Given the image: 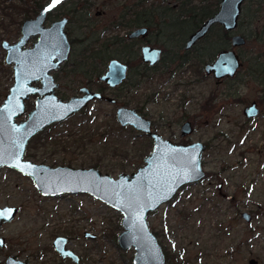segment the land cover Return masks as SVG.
<instances>
[{
	"label": "rangeland",
	"instance_id": "374dc122",
	"mask_svg": "<svg viewBox=\"0 0 264 264\" xmlns=\"http://www.w3.org/2000/svg\"><path fill=\"white\" fill-rule=\"evenodd\" d=\"M37 1L0 0V40L17 41L24 13L26 9L32 13ZM49 1L40 0L43 4ZM89 1L92 7L88 10L80 9L86 0H65L51 16L58 18L68 9L73 18L67 27L69 36L80 39L71 50L76 54L85 37L105 41L126 36L131 28L113 24L125 5L139 0ZM144 1L175 6L173 0ZM71 2L78 6V12L71 11ZM207 2L215 5L217 1ZM258 7V15L251 17ZM243 11L236 33L243 34L247 44L236 50L244 65L233 82L217 84L205 75L203 65L213 50L206 52L198 43L189 52L190 59L184 61L181 55L185 48L173 51V41L154 30L149 43L165 49V60L150 80L130 88L135 81L132 76L128 86L117 93L107 89L117 104L91 101L84 112L32 138L25 159L50 166H94L114 178L136 171L152 150V139L131 132V128L119 131L115 110L123 105L140 108L154 122L155 132L165 139L177 144L202 141L207 145L202 157L205 178L181 187L169 203L149 214V228L157 234L166 255H179L186 264H250L251 259L264 264V92L246 75L252 65L249 63L264 55V0H247ZM34 40L27 46L31 47ZM136 43L140 46L141 40ZM73 53L67 63L52 72L59 84L56 93L64 100L79 94V86L86 83L84 75L69 72ZM3 57L0 47V105L13 82L11 65L5 64ZM168 59L172 61L166 63ZM138 62L137 58L132 60L133 72ZM106 67L101 65L99 70L105 71ZM36 96L27 100L23 119L34 107ZM254 100L261 112L248 119L243 111ZM188 120L193 123V132L183 137L180 127ZM4 206H16L18 212L12 222L0 227V237L5 240L0 248V264L8 256L28 264H74L71 259L63 260L51 245L57 236L68 238V248L80 256L78 264H133L134 248L123 250L116 242L122 230V213L87 193L43 196L31 178L1 167L0 207ZM245 212L251 214L250 221L243 217ZM87 232L95 238L85 237Z\"/></svg>",
	"mask_w": 264,
	"mask_h": 264
},
{
	"label": "water",
	"instance_id": "95a60500",
	"mask_svg": "<svg viewBox=\"0 0 264 264\" xmlns=\"http://www.w3.org/2000/svg\"><path fill=\"white\" fill-rule=\"evenodd\" d=\"M64 0H51L44 4L33 17L21 23L17 41L9 43L3 39L0 47L4 50V63L11 65L12 85L0 105V168L8 167L32 179L37 191L43 196H63L64 194L87 193L122 213V230L118 234L117 244L123 250L134 248L133 264H167L166 253L157 234L149 228V214L169 203L181 187L197 183L206 176L202 157L206 144L202 141L189 144L174 143L152 130V122L134 108L127 106L116 110V121L122 127H131L134 131L146 133L152 139L153 148L144 158V165L131 173H120L112 177L102 173L99 168H76L68 165L50 166L46 163H34L25 159L28 143L49 125L59 123L77 114L87 107L93 99H103L100 92L81 88L83 95L71 96L64 100L57 93L59 84L53 71H57L71 53V43L65 30L67 19L55 20L46 25V17ZM246 0H220L215 14L207 17L190 34L185 46L191 48L196 41L205 36L209 29L219 23L227 32H234L242 15ZM147 27L136 28L129 38L146 34ZM35 40L31 47L27 43ZM232 47L243 46L246 38L240 34L231 37ZM142 58L150 66L161 60L162 50L149 45L142 46ZM240 54L227 48L217 54L212 63L205 65V73L223 79L234 77L241 67ZM127 75V66L118 59H110L106 72L100 80L109 87L122 84ZM39 83L40 85H35ZM32 95L34 107L26 112V102ZM108 102L114 101L107 98ZM259 112L256 103L246 106L243 113L252 118ZM190 121L181 126L183 137L191 134ZM18 212L16 206L0 207V227L14 220ZM250 221L251 214L242 213ZM85 237L95 238L87 232ZM68 238L57 236L52 242L59 255L80 263V256L67 247ZM5 240L0 237V248ZM4 264H28L24 260L8 256ZM250 264H256L254 259Z\"/></svg>",
	"mask_w": 264,
	"mask_h": 264
},
{
	"label": "trees",
	"instance_id": "16d2710c",
	"mask_svg": "<svg viewBox=\"0 0 264 264\" xmlns=\"http://www.w3.org/2000/svg\"><path fill=\"white\" fill-rule=\"evenodd\" d=\"M216 1L215 5H212L211 3H208L207 0H173L175 6H161L154 3L147 4L144 0H140L131 3L127 6L124 13L119 15L118 26L120 25L130 29L135 26L145 25L150 28L151 32L157 30L159 34H164V36H167L171 41L173 39L172 36L175 35L177 39L176 46H179V48L182 49L189 34L193 32L194 29L198 28L207 17L213 15L218 9L220 1ZM70 4H74L73 10L71 11L76 13L78 6L75 2H71ZM42 7L43 3H41L40 0L35 2L32 13L30 10L26 9L24 18L35 16ZM173 9L179 10L176 14H173L171 13ZM259 11V7L256 8L251 14V17L254 18ZM243 13L244 11L242 12L241 17L243 16ZM209 34L210 35L207 37L206 41H200V43L203 44L202 47L204 48V51H206L208 47L214 50L218 43L225 42V40L226 42L228 41L229 33L224 32L220 25H216ZM83 40L84 43L81 51L78 54L73 53L72 60L74 62L72 69L69 72L74 73V75L82 74L86 77V80L100 76V74L104 72L101 69L99 70L100 66L106 65L110 57L118 56L120 58H125L130 52V44L126 42L125 38H118L115 36L105 41H101L100 37L93 39L88 36ZM158 40L160 39L158 38ZM132 52L133 55L136 54L135 50ZM78 57L80 58L77 60ZM249 64L252 65L250 70L247 71V75L254 82L264 87V58L262 59L260 56H256V58ZM127 129L129 128H120L119 131L124 132V130ZM129 130L132 132L131 129ZM29 155L30 154H26V156ZM167 261L168 264H186V260H182L181 256H174L170 253L167 254Z\"/></svg>",
	"mask_w": 264,
	"mask_h": 264
},
{
	"label": "flooded vegetation",
	"instance_id": "af4514ba",
	"mask_svg": "<svg viewBox=\"0 0 264 264\" xmlns=\"http://www.w3.org/2000/svg\"><path fill=\"white\" fill-rule=\"evenodd\" d=\"M65 1V0H64ZM140 1V0H139ZM220 1V0H219ZM247 1V0H246ZM245 1V2H246ZM63 2V1H62ZM61 2V3H62ZM135 2H137V1H135ZM48 3V2H47ZM61 3H59L55 8H54V10H56L57 9V7L58 6H61ZM86 3V4H85ZM84 4V6L83 7H80V9H90L91 7H92V4L90 3V1L89 0H86V2H85ZM153 3V2H152ZM46 4V3H45ZM155 4V3H154ZM245 4V3H244ZM44 5V4H43ZM130 5V4H129ZM129 5H125V8H124V11H125V9L127 8V6H129ZM219 7V6H218ZM78 10H79V8H77V11L76 12H78ZM68 11V9L66 10V11H64L63 10V12H65V13H63V15H61L60 17H58V18H55V19H52L51 18V16H52V13L54 12H51V13H49L48 15H47V17H46V25H49V24H51L52 22H54L55 20H59V19H62V18H66L68 21H67V24H66V27H65V30L67 31V36H68V40H70V43H71V50H72V47H73V44H75L76 43V41L77 40H80V39H78L77 38V40H75V39H71V37L69 36V32H68V30H67V27H68V25H69V23L73 20V18H72V16L67 12ZM124 11H122L121 13L123 14L124 13ZM242 11H243V7H242ZM259 13V12H258ZM258 13L256 14V16L258 15ZM97 14H100V12H97ZM122 14H120V15H122ZM215 14V13H214ZM34 17V16H33ZM33 17H31V18H33ZM119 17V16H118ZM241 17V16H240ZM255 18V17H254ZM27 19V17L26 18H24L22 21H21V23L24 21V20H26ZM240 19V18H239ZM113 21V20H112ZM118 22H119V19L118 20H116V22H115V26H117V27H119L118 26ZM238 22H239V20H238ZM21 23H20V26H21ZM114 25V24H113ZM216 25H220L219 23H216ZM216 25H214V26H212L210 29H209V31L208 32H206L205 33V36L203 37V38H201L200 40H198V41H196L195 42V44L191 47V48H187L186 46H185V44H186V42H187V40L189 39V37H190V34L191 33H193V32H191L190 34H189V37H187V39L185 40V42H184V48H185V53H183V55H181V59L182 60H188V59H190V57L191 56H189L190 54H189V52L196 46V44H198V43H200V41H202V40H204V41H206V39H207V37H209V33L211 32V30L216 26ZM221 27H222V25H220ZM238 26H239V24H238ZM120 27H122V26H120ZM141 27H147L148 28V31H147V33L146 34H144V35H141V36H138V37H134V38H129V34H130V32L131 31H133L134 29H136V28H141ZM223 28V27H222ZM238 28V27H237ZM195 30V29H194ZM224 30V29H223ZM19 31H20V29H19ZM236 31H237V29L234 31V32H229V31H225L224 30V32H226V33H229V36H228V41L226 42V40H225V42H222V43H218V45H217V47H215V49L213 50V53H211V54H207V55H209V60L208 61H206L205 63H204V72H205V65L207 64V63H212L216 58H217V54L220 52V51H222V50H227V48H231V49H234L235 51L239 48V47H243V46H245V45H243V46H238V47H232V44H231V37L234 35V34H237V33H239V32H237L236 33ZM130 32L126 35V36H118V38H125V40H126V42H128L129 44H130V46H129V55L127 56H125V58H123V57H116V56H113V57H110V59H118V60H120V61H122V62H124L125 64H126V66H127V75H126V78L123 80V82H122V84H120V85H118V86H116V87H109L105 82H103V81H101L100 80V76L103 74V73H105L106 72V70L102 73V74H100V76H98L97 78H92V79H90V80H86V81H84V82H86L85 84H83V85H80L79 86V94H77V95H72V96H80V95H83L84 93L83 92H81L80 90H81V88L82 87H86V88H88L89 90H92V91H95V92H100V93H102L104 96H105V98H103V99H101L102 101L104 100V101H107L108 102V100H107V98H113V100L114 101H112V103L113 104H117V99L114 97V96H112V97H110V96H108V93L106 92V90L107 89H112V91L114 92V93H117V91H120V90H122V88H124V87H127L128 86V81H130L129 79H131L132 78V76L135 78V81H132L131 83H130V85H129V87L131 88H133V86H138L139 84H141L144 80H150V78L152 77V73L153 72H156L157 70H159L160 68H159V65H161L163 62H164V60H165V57H164V55H165V49L164 48H162V47H159V46H157V48H160L161 50H162V53H161V60L158 62V63H156V64H154L153 66H150L148 63H146L144 60H143V58H142V53H141V51H142V46H145V45H149V46H151V47H156V46H153V45H151L150 43H149V35L153 32H151V30H150V28L148 27V26H145V25H141V26H135V27H133V28H131V30H130ZM241 34V33H240ZM243 35V34H242ZM244 36V35H243ZM173 37V39H172V41H173V44H171V45H173L174 47L172 48V50L174 51H179L180 50V48H179V46H176L177 45V39H176V37H175V35H173L172 36ZM245 37V36H244ZM19 38V37H18ZM246 38V37H245ZM34 39H35V37H34ZM1 40H3V39H1ZM0 40V41H1ZM6 40V39H5ZM32 40V39H31ZM30 40V41H31ZM137 40H141V45L140 46H138V43H136V41ZM9 42V41H8ZM32 42H34V41H32ZM246 42H247V38H246ZM10 43V42H9ZM28 43H30V42H28ZM27 43V44H28ZM168 44V43H167ZM175 44V45H174ZM27 46V45H26ZM32 46V45H31ZM138 46V47H137ZM28 47V46H27ZM30 47V46H29ZM208 49H210V50H212L210 47H208L207 49H206V52H207V50ZM70 50V51H71ZM133 50H135L136 51V54L135 55H133ZM172 52V51H171ZM71 53H73L72 51H71ZM71 53H70V55H69V57H68V59H67V61L69 60V58H70V56H71ZM236 53H237V51H236ZM237 54H239V53H237ZM73 55V54H72ZM134 58H137V59H139L140 60V63L138 62V64H137V66H136V72H133L134 70H132V60L134 59ZM174 58H176L175 56H174ZM262 59L264 58V55H263V57H261ZM3 59H4V57H3ZM110 59H109V61L107 62V65H108V63L110 62ZM199 59H201V58H199ZM240 59H241V65L243 66L244 64H243V59H242V57H241V54H240ZM67 61L65 62V63H67ZM172 60H170V59H168V60H166V63H169V62H171ZM200 61H202V60H200ZM3 62H4V60H3ZM64 63V64H65ZM242 66L239 68V70H238V72L234 75V77H225V78H223V79H216L215 77H213V75L212 74H206L205 73V75L206 76H208V77H213L215 80H216V83L218 84H220V83H222V82H233L234 81V79H236L238 76H239V74H240V70H241V68H242ZM61 68V67H60ZM59 68V69H60ZM246 75H247V73H246ZM248 76V75H247ZM249 77V76H248ZM251 79V78H250ZM56 80V79H55ZM252 80V79H251ZM253 81V80H252ZM256 83V82H255ZM257 85H259L258 83H256ZM35 85H40L39 83H36ZM96 86V87H95ZM259 86H261L262 87V91L264 92V87L262 86V85H259ZM95 88V89H94ZM264 96V95H263ZM36 98H37V96H36ZM35 99V98H34ZM94 100H98V101H101V100H99V99H93V100H91V101H94ZM252 102H255L256 103V107H258L259 106V103H258V101H256V100H254V101H252ZM251 102V103H252ZM260 102H262L261 100H260ZM90 103L91 102H89L88 104L90 105ZM108 103H111V102H108ZM111 103V104H112ZM88 105V106H89ZM251 105V104H250ZM88 106L87 107H85V108H83L82 110H80V112H83V111H85L87 108H88ZM123 106H126V105H123ZM123 106H118L117 108H119V107H123ZM247 106H249V105H247ZM128 107V106H127ZM246 107V106H245ZM117 108H116V110H117ZM131 108V107H130ZM135 108V107H134ZM133 108V109H134ZM136 110H137V112H139L141 115H143V116H146L147 118H149L147 115H146V113L144 114L142 111H141V109L139 108V109H137V108H135ZM258 109H259V112H258V114L256 115V116H254V117H252V118H256L257 116H259L260 115V112H261V110H260V107H258ZM116 110H115V112H116ZM79 112V113H80ZM78 114V113H77ZM244 114V113H243ZM74 115V114H73ZM72 116V115H71ZM115 116H116V113H115ZM252 118H248V119H252ZM116 119V118H115ZM150 119V118H149ZM151 120V119H150ZM65 121V120H64ZM188 121H190V120H188ZM188 121H185V122H188ZM62 122V121H61ZM151 122H152V120H151ZM185 122H183L182 124H184ZM191 122V121H190ZM192 123V122H191ZM58 123H54V124H51V125H49V127L51 126H54V125H57ZM118 124V123H117ZM120 126V125H119ZM154 126H155V124H154V122H152V130L155 132V130H154ZM182 126V125H181ZM192 126H193V123H192ZM120 128H122L121 126H120ZM124 128H126V127H124ZM124 128H122V129H124ZM127 128H131V127H127ZM193 128H194V126H193ZM131 130L132 131H134L132 128H131ZM180 130H181V127H180ZM193 130V129H192ZM41 132H39L38 134H40ZM138 133H140V132H138ZM140 134H142V135H147L146 133L144 134V133H140ZM206 147H207V145H206ZM206 173V172H205ZM205 178V177H204ZM219 188H220V186H219ZM68 243L69 242H67V247H68ZM51 245H53V244H51ZM163 247V246H162ZM164 250V249H163ZM166 253V252H165ZM63 259V258H62ZM166 260H167V255H166Z\"/></svg>",
	"mask_w": 264,
	"mask_h": 264
}]
</instances>
